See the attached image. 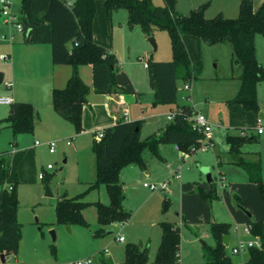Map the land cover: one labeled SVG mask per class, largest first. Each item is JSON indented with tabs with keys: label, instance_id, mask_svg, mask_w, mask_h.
<instances>
[{
	"label": "rangeland",
	"instance_id": "rangeland-1",
	"mask_svg": "<svg viewBox=\"0 0 264 264\" xmlns=\"http://www.w3.org/2000/svg\"><path fill=\"white\" fill-rule=\"evenodd\" d=\"M5 1L12 2V15L20 20L21 0ZM152 1L156 6L164 5V0ZM240 1L177 0L176 10L188 15L202 7L208 19L220 12L228 18H236ZM253 1L256 7L259 0ZM1 22L6 23V18L0 14ZM11 29L16 34V44L22 39V33L14 27ZM150 38H154L156 49ZM93 39L116 55L118 68L127 72L140 90L142 105L136 104L129 111L133 120L142 121V140L158 136L167 125L174 123L167 119L168 114H175L178 108L191 107L194 113L206 117L212 129L213 144L205 151L199 149L201 145L193 147L189 153L179 151L176 145H162V159L147 150L143 156L145 168L131 166L121 176L125 186L123 205L131 215L130 220L124 225L108 227L107 230L114 231L111 234L95 236L100 228L97 208L101 203H109L106 188L101 186L84 196L90 203L83 211L89 226L74 225L68 232L66 226L57 223V200L62 195L74 198L84 194L94 182L96 158L93 145L105 129L92 127L83 120V130L77 132L54 110L53 90L47 91L44 98L34 96V99L25 100L35 108L33 132L19 135L14 143L12 130L9 127L0 129V157L6 155L9 164L7 173L0 170V192L3 187L16 189L20 203L17 219L23 224L18 254L15 258H7L5 264H77L88 258L94 259V264H123L126 248L140 243L143 248L148 247L147 264H164L155 263L162 241V221L172 223L181 234L176 264H207L203 243L215 246L211 235L213 223L231 225L227 253L233 264H246L248 250L235 254L233 248L240 242L257 238L248 231L247 223L251 220L264 222V202L259 186L249 181L242 166L233 163L232 155L227 152L226 138L240 134L258 137V143L246 145L244 152L247 161L260 160L264 183V133H257L259 125L264 128V119L259 123L260 114L264 115V83L258 88L259 114L246 111L239 104H230L242 87L241 70L232 65V47L227 43L209 46L195 36H187L189 56L193 62H202L203 71L191 84L178 82L177 104L154 106V91L146 63L148 60L172 61L168 32L155 30L149 37L140 26L131 28L126 10L115 12L109 20L104 0H97ZM255 43L257 58L264 67V36L257 34ZM61 67L71 69L67 64ZM8 69H11L10 65ZM88 71L93 80L92 70ZM18 74L26 80L23 66ZM66 83L58 88H64ZM18 86L15 84L14 90ZM5 91L1 85L0 94ZM90 92L89 99L93 95L97 99L105 98L93 87ZM142 109L146 113L145 119ZM10 112V106L0 105V118L8 117ZM50 143H55L54 153L50 152ZM204 143L202 140V145ZM203 168L209 169L211 180L207 179ZM43 171L45 181L40 177ZM178 173L180 179H176ZM164 183L166 190H161L159 187ZM145 184L155 185L157 190H151ZM46 185L52 197L46 196ZM212 188L217 197L205 196ZM165 203H168L166 209ZM52 230L55 241L49 234ZM121 236L124 242L118 240Z\"/></svg>",
	"mask_w": 264,
	"mask_h": 264
},
{
	"label": "trees",
	"instance_id": "trees-1",
	"mask_svg": "<svg viewBox=\"0 0 264 264\" xmlns=\"http://www.w3.org/2000/svg\"><path fill=\"white\" fill-rule=\"evenodd\" d=\"M97 0H21L22 34L24 43L29 45L47 44L51 47L54 65H70L71 75L62 89L52 92L54 110L77 132L83 130V110L88 105L91 88L82 79L81 66H91L93 89L104 95H135V87L127 73L119 71L116 55L93 39V23ZM108 19L119 11L126 10L131 28L140 26L147 36L155 30L169 34L172 61H147L149 81L154 91V106L177 104L178 82L192 83L203 71L202 62H192L184 38L195 36L202 44L215 46L229 44L232 47V65L241 70L242 87L230 104H239L246 111L260 112L258 101L259 85L264 83V68L257 58L255 38L264 36V2L257 8L253 0H241L239 15L228 18L223 13L208 19L204 8L194 9L185 15L176 10L177 0H164L163 6L154 5L152 0H104ZM2 15V10L0 9ZM180 110L182 112H180ZM194 112L191 107L178 108L174 123L165 127L158 136L141 139L142 121L120 120L95 140V181L84 194L74 198L62 195L58 198L55 211L57 223L64 226H89L83 211L90 205L84 196L101 186L106 188L109 203L97 208L99 230L95 236L107 234V228L114 224L124 225L131 215L123 205L124 185L122 172L131 167L145 168L144 153L149 150L156 158L162 159V145H176L179 151L189 153L199 147L204 135L193 122L188 120ZM35 108L31 103L14 102L11 113L0 120V129L12 130L14 143L19 135L33 132ZM257 136L247 134L228 135L226 144L233 163L246 171L249 181L257 184L264 202L262 166L259 161H247L244 147L258 143ZM0 170L7 173L9 164L6 155L0 157ZM45 172V171H43ZM46 175L42 178L45 181ZM47 182V181H46ZM212 188L209 195L217 197ZM19 199L15 188H2L0 192V254L15 258L22 238L23 224L18 221ZM168 206L165 203L164 208ZM162 241L155 263L176 264L179 258L181 234L167 221L160 223ZM248 231L261 240V248L248 249L246 264H264V222L249 221ZM42 231V228H40ZM231 225L213 223L211 235L215 246H205L207 264H233L223 243L229 235ZM148 247L138 245L126 248L123 264H147Z\"/></svg>",
	"mask_w": 264,
	"mask_h": 264
},
{
	"label": "crops",
	"instance_id": "crops-1",
	"mask_svg": "<svg viewBox=\"0 0 264 264\" xmlns=\"http://www.w3.org/2000/svg\"><path fill=\"white\" fill-rule=\"evenodd\" d=\"M263 2L264 0H259V4L255 8L259 7ZM12 27L14 26L9 25L7 22L0 23V56L7 53L6 55L10 58V61L8 62L0 59V71L5 73V81L13 83L12 90H7L5 88L6 91L0 94V96H10L13 98L14 102H25V100L34 99V96L44 98L47 91L61 89L58 87H62L65 81H68L71 75V69H66V67L64 68L61 67V65H54L52 63L51 47L47 44H26L24 43L23 34L22 39L15 44L16 34L13 33L14 31L11 29ZM4 36L6 39H3ZM186 37L184 38L185 44ZM9 65L11 66V69H8ZM21 66L26 70V80H23L18 74ZM90 69L92 70L91 66H81L79 72L84 82L92 89L93 80H91V75L88 71ZM119 71L125 72L121 69H119ZM8 76L9 78H7ZM128 76L131 79L129 74ZM131 81L135 87V95H105V98L103 97L101 99H97L93 95L90 99L88 98V105L85 106L83 110V120H85L88 125L91 123L92 127H101L104 129L113 127L120 120L130 122L137 121L133 120L135 119L133 116L131 118L129 108L136 104L142 105V101L139 96L140 90L135 80L131 79ZM15 84H18L19 86L14 90ZM125 112H128L127 118H124L123 116ZM141 114L143 115V119H145V110L142 109ZM4 118H0V120ZM260 118L264 119V115L261 114Z\"/></svg>",
	"mask_w": 264,
	"mask_h": 264
},
{
	"label": "built area",
	"instance_id": "built-area-1",
	"mask_svg": "<svg viewBox=\"0 0 264 264\" xmlns=\"http://www.w3.org/2000/svg\"><path fill=\"white\" fill-rule=\"evenodd\" d=\"M1 10H2V16H4L6 18V22L9 24V25H12L16 28L17 31H20L22 32V25L20 23V20H18V18L15 16V15H12V12H11V7H12V2L10 1H5V0H1ZM3 39H6V37L4 36ZM0 59L2 61H5V62H8L10 61V58L8 55L6 54H3L0 56ZM146 67H147V63H146ZM2 85L7 89V90H12L13 88V83L10 82V81H3ZM187 89H189V86H186ZM183 99L187 100V98L183 97ZM14 103V100L12 97L10 96H0V105H7V106H11L12 104ZM180 112H182L180 110ZM124 118H127L128 116V112H125L124 113ZM175 117H176V113H171V114H168L167 115V119L169 121H173L175 120ZM188 120L192 121L193 122V125L196 129H198V131H200L203 135H204V141L205 143L201 146L199 149L202 148V150H206L210 145L213 144V136H212V129H211V126L210 124L208 123L206 117L200 113H194L193 116H190L188 118ZM262 121V119L260 118L259 119V123ZM257 133L259 135L263 134L264 133V128L262 125H259V128L257 130ZM103 137V133L102 134H99V140ZM69 144H72V141L69 142ZM36 145H38V142H36ZM50 146V152L51 153H54L55 151V143H50L49 144ZM199 149H194L195 150H199ZM13 153V152H12ZM52 167L49 165V169H51ZM45 175V172H42L40 177L43 178ZM181 178V174L178 173L177 176H176V179H180ZM145 187L147 188H150L151 190H157V187L155 185H148V184H145ZM166 187H167V184L164 183L163 185H161L159 188L161 190H166ZM224 188V186H223ZM119 241L121 242H124V237L121 236L119 239ZM251 247H256V248H261V240L259 237H257L254 241H251V242H240L238 246H236L235 248H233V252L235 254H239L241 253L242 251L244 250H248L249 248ZM107 252V251H105ZM77 264H94V259L92 258H88L84 261H81V262H78Z\"/></svg>",
	"mask_w": 264,
	"mask_h": 264
},
{
	"label": "water",
	"instance_id": "water-1",
	"mask_svg": "<svg viewBox=\"0 0 264 264\" xmlns=\"http://www.w3.org/2000/svg\"><path fill=\"white\" fill-rule=\"evenodd\" d=\"M149 41L153 45L154 49H156V44H155L154 38H150ZM4 79H5V73L2 72V71H0V86L2 85ZM260 116H261V114H260ZM60 169H62V168H60ZM202 171L206 175L207 179L208 180H211V174L209 172V169L208 168H203ZM46 196L47 197H52L53 196V194H52L51 190L49 189L48 185H46ZM66 229H67L68 232H71V226H66ZM113 232H114L113 230H107V234H111ZM49 234L51 235L52 240L55 241V239H56L55 231L52 230V231L49 232ZM229 241H230V236L229 235H225L223 237V243H224V245L226 247L229 246ZM203 245L206 246L205 243H203ZM142 246H143L142 243H140L139 247H142ZM0 257H1V264H5L6 263V257H5V255L4 254H1Z\"/></svg>",
	"mask_w": 264,
	"mask_h": 264
}]
</instances>
